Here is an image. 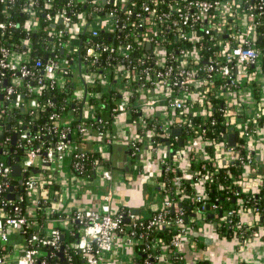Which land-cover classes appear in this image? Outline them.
I'll return each instance as SVG.
<instances>
[{
  "label": "built area",
  "instance_id": "1",
  "mask_svg": "<svg viewBox=\"0 0 264 264\" xmlns=\"http://www.w3.org/2000/svg\"><path fill=\"white\" fill-rule=\"evenodd\" d=\"M14 1L0 0V4L12 5ZM77 1L83 3L85 0ZM103 2L108 4L106 12L101 16L96 11L91 13L89 21L79 14V21L73 23L66 11L58 12L55 17L46 16L48 22L56 24V37L68 36L66 48L67 54L71 56L67 55L68 58L56 57L44 62L37 60L32 64L29 60L31 49L28 40L22 41V52L10 49L6 36L10 37L15 24L0 22V85L4 81L8 84L4 80L7 75L10 78V84L6 88L0 87V121L18 108H25L29 111L31 120H36L39 110L36 97L42 90L52 89L59 82L63 83L62 75L69 73L74 64L77 65L75 72L83 80L84 70L89 73L91 67L103 64L115 81L117 73L122 82L120 89L112 86L113 90L120 92V97L110 112L112 116L129 115L130 100L134 95L138 98L133 107L138 116L131 119V125L135 128L130 141L133 155L140 153L145 141L154 153L160 152L162 147V175H167L174 171L178 173V164L186 158L184 152H188L187 145L200 143L202 149L196 151L206 156L204 161L223 168L236 164L242 169L236 178L240 191L259 195L264 190V156L260 155V150L264 152V143L261 148L258 135L260 130H264V104L259 103L254 117L241 118L240 121H237V105L242 89L253 92L254 96L260 92L259 86L252 80L254 74L245 75L244 71L255 73L260 64L259 68L264 73V0H98L100 7L95 8L97 12L103 11ZM51 4L52 0H46V7ZM24 11L32 14L29 7ZM106 20L112 21L113 27L105 30L91 27L94 23ZM58 21L61 24H57ZM30 22L32 23L28 20ZM24 27L29 34L36 25L31 29L25 23ZM74 27L77 28L75 35ZM99 31L107 33L110 42L90 45L80 59L79 35L97 37ZM73 39L77 41V46L71 44ZM141 50L142 53L136 57V51ZM92 74L95 75L94 80L86 82V97L74 96L80 105L79 115L74 119L79 122L78 133L83 137L82 142L92 133L91 125L87 124L92 118L84 115V107L88 110L91 106L88 102V87L100 77L97 73ZM28 83L34 87H28ZM23 91L34 97L25 102ZM213 100L223 105L224 132L218 136H223L224 140L213 144L214 156L211 159L204 148L212 145V141L206 137L203 123L212 115ZM194 117L203 119V123L195 129L197 135L188 143H183L179 151L176 150L175 145L181 141L180 136L172 135L171 131L186 130ZM49 121L56 124L46 127L49 133L60 131L57 115H51ZM95 124L109 125L99 118L95 120ZM65 127L60 132L58 141L43 150L40 146H26L29 145L30 136L26 130L14 129L16 140L12 146L14 135H7L0 126L2 157L9 155V149L15 146L22 148L24 145L21 159L10 157L12 162L0 161V264H47L46 259H52V264H99L102 255L112 250L119 235L126 236L136 247L144 244V251L148 249L150 234L161 228L176 229L168 252L158 241H152L151 245L160 247L167 253L177 254L178 260L182 261L178 250L183 239L195 230V222L204 221L209 210L214 219L219 217V207L207 204L205 183L210 173L205 164L198 171L190 173L194 194L182 196L183 200L194 207L192 213L196 220L192 224L189 221L186 223V217L190 216L169 196H164L160 209L145 220L135 218L130 212L115 211L111 184L113 178L111 170L104 164L107 162L104 155L97 151H92L91 155L78 152L77 145H73L70 139L71 123ZM152 130L158 131L163 138L164 144L159 145L160 148L155 144ZM148 131L151 132L150 135L146 134ZM109 133L96 131L97 138L108 145L112 144L113 139ZM230 133L235 134L234 148L228 146L225 138ZM198 139L201 141L198 142ZM239 140L241 144L238 143ZM172 151L174 155L170 157ZM226 155L230 156L229 160L225 158ZM197 157L193 152L186 159L190 164ZM65 158H70V168L74 175L100 171L108 183L98 210H76L66 216L68 221L75 224L77 232L70 233L69 239H74L71 242L68 241L67 233L66 239L61 240L63 231L59 228L48 231L46 228L44 235L37 232L29 234L31 229L37 227L35 219L39 204L48 201L47 194L43 192L34 208L31 205L33 193L48 184L50 176L47 170L53 169ZM41 160L42 163L39 162ZM169 160L174 162L175 168L168 163ZM13 166L20 168L18 177L12 175ZM36 170L42 171L35 172ZM43 170L47 171V175ZM248 180L253 181L252 184L245 185ZM172 181L176 192L186 191L184 182L180 185V176ZM163 187L164 183H161V190ZM244 187L250 189L249 192ZM6 193L18 198L10 199L9 207L3 209L6 204L1 196ZM23 198L26 200L24 206L16 203L22 202ZM238 205L240 209L237 213L224 212L221 220L225 224H231V218L239 214L237 225L255 228L254 236L260 231V226L264 227V214L260 206L244 210L241 201ZM242 211L252 213L253 225L249 226L240 220ZM161 257L167 260L165 256L159 258ZM142 264L151 263L146 259Z\"/></svg>",
  "mask_w": 264,
  "mask_h": 264
},
{
  "label": "trees",
  "instance_id": "2",
  "mask_svg": "<svg viewBox=\"0 0 264 264\" xmlns=\"http://www.w3.org/2000/svg\"><path fill=\"white\" fill-rule=\"evenodd\" d=\"M32 4V5H31ZM46 0H15L14 4L12 5H3L0 4V22L9 23L12 22L15 24L13 31L11 32L10 37L6 36L7 45L10 49L22 52L23 45L22 41L24 39L28 40L30 44V62L33 64L37 60H41L42 62L46 61L47 59L51 58H68L71 57L65 51L67 43H68V36H64L63 38L56 37L55 30L56 27L53 29L51 26L54 25L51 22H48L46 19L47 15H51L52 17L56 16L58 12L66 11L70 20L73 23H77L79 21L78 15L81 14L90 20V14L95 12L97 15L101 16L103 13L106 12V8L108 4L103 2L102 6L104 9L103 11L97 12L95 8H99L98 0H85L83 3L78 2L77 0H52L51 6L46 7ZM31 5V6H30ZM29 7L32 14L29 12H25L24 9ZM31 20L32 22L36 23V27L33 31H30L27 34L25 30V23ZM56 25V24H55ZM81 40V49L79 52V58L86 54V49L90 45H95L98 43H109L107 33L103 31H99L97 37H91L89 35L81 34L79 35ZM141 51H136L135 56L137 57L142 53ZM68 55V56H67ZM46 57V58H45ZM88 63V62H87ZM90 64V63H89ZM264 68V62H263ZM107 70V71H106ZM98 71H102L103 79L95 80L89 87H88V102L89 105L94 106L95 108V119H91L87 121L88 125H91V130L93 131H108L112 132L113 130V120L114 116L111 115V110L115 107V102L119 99L120 95L117 90H113L112 86L119 84L115 81L112 74L109 72V69L106 68L103 64H98L89 69V73H97ZM63 77V86L59 87L54 86L52 89L42 90L39 95H37V101L39 104V110L37 112V119L32 121L30 118L29 111L25 108H18L14 109L10 115L5 118L4 120L0 121V126L2 129L7 133V135H14V129L18 130H26L29 136V145L27 147H37L40 146L45 150V148L56 141H58L60 137V132L63 131L65 127L64 119L65 116L70 115L73 118H76L79 115V103L74 98V89L77 87L76 81L80 84L81 80L79 79V75L75 72V70H70L69 73L62 75ZM10 84L9 75L4 79ZM3 80V81H4ZM27 84V82H25ZM7 84V85H8ZM107 86H104L106 85ZM6 82L4 81L1 83V88H6ZM34 87L31 83H28V87ZM120 86V85H119ZM118 86V87H119ZM120 89V87H119ZM24 92V101L26 102L29 98L34 97L33 95ZM257 96V95H256ZM139 97V95H138ZM140 98V97H139ZM138 98L136 95L133 96L132 100L129 103V115L131 119H135L138 116V113L133 108L134 105L138 102ZM214 110L212 111V115L203 123L202 118L194 117L192 119V124L186 130L181 131L180 140L182 143H188L191 141L194 136L197 135V131L195 130L196 127L203 123L204 129H206V137L212 141V145L205 147V153L212 159L214 156V148L213 144L215 145L218 141L224 140L223 136L219 137L218 135L224 132L223 128V105L217 101L213 100ZM58 116V126L60 131L50 132L46 130L47 126L56 125L54 122L49 121V117L51 115ZM101 119L104 122H108V126L96 125L95 120ZM78 121H73L71 123V133L70 139L71 143L76 145L82 143L83 137L78 133ZM155 138V144L157 146H162L164 144L163 138L160 136V133L156 130H152ZM240 141V140H239ZM241 144L242 142H238ZM14 146V145H12ZM159 146V148H160ZM26 148V147H25ZM179 143L175 145V149L178 150ZM24 149V145L22 148H11L9 149V155L6 157H2L0 154V161L4 163L12 162L13 160L10 157H14L15 160L21 159V152ZM243 152H245L243 150ZM91 155V153H89ZM14 160V161H15ZM168 163L174 166V162L169 160ZM106 167L109 166L107 162L104 163ZM206 165L207 170L210 173V177L205 183V190L207 193V204L209 206L217 205L219 207V213L228 212V211H239L238 202L241 201L244 210L251 209L255 206H260L262 213L264 214V190L260 192L259 195L253 194H245L240 191L238 185L236 184L237 175L242 172V169L238 167L236 164H230L226 168L212 166L209 162L204 161L201 156H198L197 159L191 161L189 172L193 173L200 169L202 165ZM175 168V166H174ZM37 172H41L40 170H36ZM163 172V170H162ZM43 173L47 175V171L43 170ZM79 176H85L86 174H78ZM89 175V174H88ZM179 177V173L174 171L173 173H168L167 175H161V183H164V187L161 190L162 199L164 196H169L171 199L175 201L186 213L187 216H191L192 210L194 207L188 202L182 199V196L187 194L192 196L194 194L193 186L186 185V191L184 193H178L175 190L173 178ZM164 181H167L165 183ZM55 190L56 187H55ZM8 192V191H7ZM22 196V195H21ZM1 200L5 202V207L8 208L9 202V195L6 193L5 195L1 196ZM25 198L23 201L17 204L24 206L25 205ZM47 203H40L38 209V215L36 217L37 227L31 229V232L39 233L40 235L45 234L46 223L48 221V217L44 216V213L41 211L43 208L47 207ZM2 205L0 204V209ZM209 210V209H208ZM156 213V212H155ZM153 213V214H155ZM152 214V215H153ZM211 214L210 210L206 213V218L204 221H209L208 215ZM151 215V216H152ZM66 215H59V217H65ZM221 216L215 219L217 225V234L220 238L226 240H237L242 247L246 245L248 240L253 237L255 228H247L244 225H237L239 221V214L234 215L231 218V224H225L221 220ZM48 218V219H47ZM51 219H56V214H52L50 217ZM214 220V219H212ZM176 233L175 228H161L157 231H154L149 236V246L148 249L142 250L144 248V244H141L136 247L137 257L135 260L136 264H142V262L146 259L151 264H158V259L160 256H165L170 263L173 264H181L178 260L179 256L174 253H167L169 250V244L171 241L172 236ZM73 238H71L72 240ZM152 241H158L159 244L164 248L166 247V251H163L160 247H153L151 245ZM77 259V258H76ZM47 264H52V259H46ZM202 264V263H198Z\"/></svg>",
  "mask_w": 264,
  "mask_h": 264
},
{
  "label": "crops",
  "instance_id": "3",
  "mask_svg": "<svg viewBox=\"0 0 264 264\" xmlns=\"http://www.w3.org/2000/svg\"><path fill=\"white\" fill-rule=\"evenodd\" d=\"M76 33L77 29L76 31L74 29L73 35ZM71 41L75 40L73 39ZM75 42L71 44L77 46V41ZM253 78L254 83L259 86L260 92L256 94L257 96H254V93L249 90L242 89L240 91V101L237 105V121L245 117H254L257 113L259 103L264 104V84L261 80L257 81ZM88 80V77H86L82 81L83 85L80 91L83 92V95L74 94L76 98H83ZM89 111L90 109L86 110V107H84L85 116L90 117ZM121 115L127 116L128 120L125 117L123 118L117 115L119 117L118 123H114L113 121L114 128L109 133L111 137L113 136L112 144L108 145L100 141L97 138V134L90 133L85 138V141L80 143L85 145L82 147L83 151L80 150L78 152L87 153L88 151H97L104 155L105 160L109 164L107 168L111 170L113 178L111 184L115 211L130 212L135 218L145 220L160 209L162 199L159 201L157 198L161 194V159L164 157V154L161 150L158 153L152 152L147 147V142L145 141V144L141 145L140 153L133 155L130 148V141L135 128L131 125L130 115ZM73 121L75 119L71 117L63 124L68 125ZM150 133L148 131L146 134L150 135ZM258 135L262 148V144L264 143V130H260ZM197 144L195 146H200L202 149V145L200 143ZM125 151L128 152L127 161L130 162L129 171L119 170L114 175L112 164L120 168L121 163H123L122 159ZM194 152L203 159L206 158L205 155L198 154L196 150ZM159 154L161 155L159 156ZM260 155L261 157L264 156L263 150H260ZM39 162L42 163V160ZM189 162L186 161L184 168H182V165L180 166L181 162L178 164V173L181 180L180 185L183 182L185 185L193 184V179L189 172ZM158 166H160V172ZM47 171L50 176L48 184L33 193L31 205L36 208L42 197V193L45 192L48 197V206L43 208V213L45 217L49 218H47L46 230L59 228L67 233L68 241L70 240L71 242L74 239H69L70 233L77 234V232L75 224L68 221L66 216L76 210H98L108 183L103 179L100 171L85 176L74 175L70 168V158L67 159L66 165L62 161L56 165L55 169ZM252 182L248 180L245 185H250ZM55 187L57 190H55ZM244 189L246 192L250 190H247L245 187ZM32 211L34 213V210ZM52 214H56L57 218L51 219ZM59 215L66 216L59 217ZM195 220L190 216L189 224H192ZM240 220L251 226V224L253 225L254 217L252 213L242 211ZM197 222H203L204 224H198ZM195 226V230L183 239L181 249L178 250L179 255L182 257L181 264H264V233L259 237L258 231V234H255L248 240L244 248H240V244L235 239L226 240L218 236L215 219H210L208 222L196 221ZM136 257L135 244L126 236L119 235L112 250L102 255L99 264H134ZM158 264L173 263L161 257L158 259Z\"/></svg>",
  "mask_w": 264,
  "mask_h": 264
},
{
  "label": "rangeland",
  "instance_id": "4",
  "mask_svg": "<svg viewBox=\"0 0 264 264\" xmlns=\"http://www.w3.org/2000/svg\"><path fill=\"white\" fill-rule=\"evenodd\" d=\"M35 25H36V23L35 22H30V23H28L27 22V26H29V27H31V29H34V27H35ZM91 27H96V28H98V29H101V30H105V29H108V28H111V27H113V24H112V21H110V20H106V21H101L100 23H94V24H92V26ZM74 29H75V31H76V27H74ZM76 41V40H75ZM75 41H71V43L73 44ZM76 43V42H75ZM68 50V48H66V51ZM259 66H260V64L258 65V67H257V69L255 70V73H248V72H246V71H244V74L246 75H253L254 74V78L253 79H255V80H257V81H259V80H261V82L264 84V73L262 72V70L259 68ZM77 68V65L76 64H74V66H71L70 67V70H75ZM97 74L100 76L99 77V79L100 80H102L103 79V72L102 71H98L97 72ZM91 76V77H90ZM83 77H84V79H86V77H90V79L88 80V81H93L94 80V77H95V75L94 74H92V73H86L85 72V70H84V72H83ZM116 78H117V82L119 83V84H117V85H114V87H118L119 85V87H121L122 86V82H121V80H120V78H119V75L116 73ZM242 82H244V79L242 80ZM76 85H77V87L74 89V94L76 95V94H80V95H83V92H81L80 91V88L82 87V82H80V84H78V82L76 81ZM63 86V84H62V82H59V87H62ZM104 86H107V84L106 85H104ZM88 99H89V96H88ZM95 111V108H94V106H90V117L92 118V119H95V116H94V114H93V112ZM119 117H125L127 120H128V117L127 116H122V115H118ZM118 116H116L115 117V120H113L114 121V123H118V120H119V117ZM71 118V116L70 115H67V116H65V119H64V122L67 120V119H70ZM92 133H94V134H96V132L95 131H93ZM199 141H201V139H198V142ZM198 148H199V150L201 149V147L199 146V147H197V146H193L192 147V145L190 146V145H187L186 146V149L188 150V152H184V154H185V156H186V158L188 157V155L189 154H192L194 151V149L195 150H198ZM263 148H264V146H263ZM180 149H178V151H179ZM181 154H183V150L181 151ZM161 154H159V156H160ZM185 157H184V159L181 161V163H180V166L182 165L183 167L182 168H184V166L186 165V161H187V159H186ZM226 159H230V156L229 155H226V157H225ZM55 167H56V165L54 166V168L53 169H55ZM158 168H159V172H160V166H158ZM49 174V173H48ZM162 199V195L160 194L159 195V197L157 198V200H161ZM198 224H201V223H203V222H197ZM206 223V222H205ZM204 224V223H203ZM260 231H259V237L261 236V234L262 233H264V227H261L260 226ZM258 234V233H257ZM12 242V239H11V241H10V243ZM181 249V248H180Z\"/></svg>",
  "mask_w": 264,
  "mask_h": 264
},
{
  "label": "water",
  "instance_id": "5",
  "mask_svg": "<svg viewBox=\"0 0 264 264\" xmlns=\"http://www.w3.org/2000/svg\"><path fill=\"white\" fill-rule=\"evenodd\" d=\"M102 1H104V0H102ZM57 24H61V21H58L57 22ZM53 29L56 27V25H52L51 26ZM46 58V57H45ZM79 79L81 80V82H82V77L81 76H79ZM85 86V85H84ZM84 97H86V92H85V94H84ZM171 133H172V135H174V136H180L181 135V130L180 129H173L172 131H171ZM226 138V140H227V143H228V146L230 147V148H234V146H235V134L234 133H230L227 137H225ZM15 140H16V136L14 135L13 137H12V141H11V144L12 145H15ZM73 145H74V143H73ZM85 145H83V144H78L77 145V148H78V151H83L82 150V147H84ZM91 146V145H90ZM114 146H116V144H114ZM113 146V147H114ZM183 146V143H182V141H180L179 142V147H182ZM91 148H92V146H91ZM161 150L163 149L162 147L160 148ZM84 152H87V151H84ZM91 152V151H90ZM89 151L87 152V153H90ZM125 153V155H124V157H123V159H122V162L123 163H121V165H120V168L119 167H117L116 165L114 166L113 164H112V169H113V174L114 175H116V173H117V171H125V172H128L129 171V168H130V162L129 161H127V155H128V152L127 151H125L124 152ZM174 155V151H172V152H170V157L171 156H173ZM67 159L68 158H65L64 160H63V164L64 165H66L67 164ZM35 172H37V171H35ZM12 175L13 176H19L20 175V168H19V166H13L12 167ZM21 183V181H19V184ZM13 190V187H11L10 188V191H12ZM14 198H18L17 196H14V195H9V199H14ZM208 209V208H207ZM195 215L194 214H191V217H194ZM219 216H221V213H219ZM208 218L209 219H214V215L213 214H209L208 215ZM188 221H189V217H186V223H188ZM261 221H263L262 219H261ZM125 222L127 223L128 222V220H125ZM61 240H64V239H66V232H62V234H61ZM78 238V235L76 236V239ZM59 256H60V258H61V260H63V258H62V254L60 253L59 254Z\"/></svg>",
  "mask_w": 264,
  "mask_h": 264
}]
</instances>
